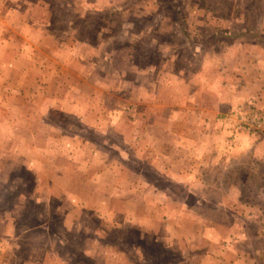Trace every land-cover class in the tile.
Masks as SVG:
<instances>
[{"label":"rangeland","instance_id":"374dc122","mask_svg":"<svg viewBox=\"0 0 264 264\" xmlns=\"http://www.w3.org/2000/svg\"><path fill=\"white\" fill-rule=\"evenodd\" d=\"M263 140L264 0H0V264H264Z\"/></svg>","mask_w":264,"mask_h":264},{"label":"crops","instance_id":"0c3cea01","mask_svg":"<svg viewBox=\"0 0 264 264\" xmlns=\"http://www.w3.org/2000/svg\"><path fill=\"white\" fill-rule=\"evenodd\" d=\"M262 143L264 144V140H263V142H262ZM255 146H257V147H256L257 149H260L259 147H262L261 143H259V144H256Z\"/></svg>","mask_w":264,"mask_h":264},{"label":"trees","instance_id":"16d2710c","mask_svg":"<svg viewBox=\"0 0 264 264\" xmlns=\"http://www.w3.org/2000/svg\"><path fill=\"white\" fill-rule=\"evenodd\" d=\"M261 167H264L263 165H261Z\"/></svg>","mask_w":264,"mask_h":264}]
</instances>
